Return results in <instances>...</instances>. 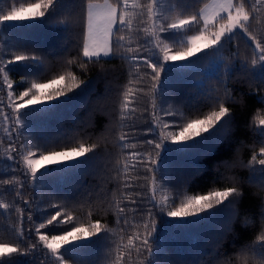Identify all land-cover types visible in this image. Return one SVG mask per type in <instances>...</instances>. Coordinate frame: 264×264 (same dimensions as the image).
Returning <instances> with one entry per match:
<instances>
[{"label":"trees","instance_id":"trees-1","mask_svg":"<svg viewBox=\"0 0 264 264\" xmlns=\"http://www.w3.org/2000/svg\"><path fill=\"white\" fill-rule=\"evenodd\" d=\"M212 0H200L196 9L209 4ZM37 0H0V14H4L15 6H27ZM84 0H59L51 17L17 23L0 24V60L7 61L14 55L25 53L37 54L43 58V64L35 62H15L7 66L8 79L12 82L15 93L30 87L33 81L45 83L67 69L68 60L80 57L83 43V23L81 7ZM102 2V0H101ZM147 0H136L137 4H145ZM157 13L167 19H180L189 15L191 8L185 4L192 0H157ZM246 10H252L255 0H244ZM131 7V3H130ZM256 19L251 29L264 39V5H257L253 10ZM68 28L65 30L64 25ZM159 24V21H156ZM138 26L134 22L133 30ZM139 36L132 31L125 35L126 43L136 48V41L143 42L152 32V21H147ZM197 34V28H186L180 33H170L166 37L172 45L173 52L181 50L187 43L182 41L185 35ZM130 37V38H129ZM252 46L247 37L239 32L208 53H200L187 63H171L165 65L161 74V93L158 103L163 109L175 113V116H164L167 121L177 122L194 119L212 109L214 101L223 99L225 89L231 99L225 100L229 107L230 131L222 142L216 130L205 133L182 144L166 142L158 160V170L162 181L156 184V200L168 199L183 194H204L209 190L236 186L241 193L235 205L237 215H232L231 207L221 206L197 224L177 221L166 215L157 219V242L163 241V254L158 256L157 264H256L242 257V250L249 245L258 244L257 237L264 230V173L259 164H255L253 173L247 166L253 154L259 156V148L264 146V135L260 134V119H264V70H258L254 78L245 76L241 71L243 63L250 62ZM211 63V67H209ZM71 70L80 79L88 81L80 89H75L67 97H60L52 103L22 110L24 134L17 139L31 150L59 151L65 145L75 147L80 143L98 145L96 152L89 153L80 161L52 168L38 173L39 184L24 190L23 199L16 197L15 190L0 187V203H7L9 210L0 208V244L18 243L21 228L27 233L31 230L33 242L38 239L35 228L55 215L56 211H67L76 220V225L69 224L66 219L57 217L53 225L41 229L43 235H63L64 230L71 231L73 226L88 223L90 219H99L103 226L112 229L107 239L92 237L87 241L62 248L67 264H113L115 245L124 234L119 231L115 204H128L136 198L137 193L151 196V180L144 179L143 166L137 169L123 168V156L132 151H143L144 140L154 139L149 134L142 135L151 122V109L145 112V106L151 103V94L136 92L144 88L147 93L148 79L136 81L129 75L130 65L118 58L101 61L100 64H88L87 68L79 67V60L71 66ZM134 71V70H133ZM143 72V69H141ZM132 81L129 85V81ZM129 88L136 97L129 102L127 109L135 108L134 116L120 115L122 93ZM0 100L7 105V88L3 74H0ZM19 103V101H16ZM125 109V113H127ZM10 112V108H5ZM131 129L136 135L129 140V147L121 149L117 137ZM8 123L0 115V175H14L23 181L19 171L10 170L12 163L7 160ZM168 131H178L169 128ZM157 135L159 129L157 128ZM135 145V147H131ZM26 154V153H25ZM132 164L134 161L129 160ZM119 171V175L117 174ZM128 182L132 188L125 191ZM163 185V186H161ZM31 203L27 206L33 214V222L27 221V211L23 213L17 208H25L23 200ZM179 200H177V204ZM56 205L57 207H53ZM145 202L141 207L147 208ZM130 207H134L130 205ZM191 219V218H189ZM129 220L140 224L133 231H143L142 217L131 212ZM126 236L124 242L126 243ZM143 257H137L135 251L131 255V264H139ZM4 264H59L55 256L42 246L30 250L28 255L13 254L0 258Z\"/></svg>","mask_w":264,"mask_h":264},{"label":"snow or ice","instance_id":"snow-or-ice-1","mask_svg":"<svg viewBox=\"0 0 264 264\" xmlns=\"http://www.w3.org/2000/svg\"><path fill=\"white\" fill-rule=\"evenodd\" d=\"M180 2L181 0H176L177 5ZM199 2L200 0H192V3L185 4L186 8L192 9L189 15L169 20L163 14L157 13V0H147L145 4H137L136 0H102V2L101 0H84L81 7L83 43L80 57L68 60L66 62L68 70L63 74L56 75L45 83L33 81L30 87H26L19 93H15L13 84L8 79L7 66L24 61L43 64V58L37 54L21 53L7 61L0 60V74H3L8 101L5 105L4 101L0 100V115L9 125L5 129L8 133L6 158L12 162L9 165L10 170L19 171L24 178L23 181H20L14 175H0V187L15 190L16 197L21 199H23L24 190L29 186V183L32 186L39 184L38 173L41 169L87 157L89 153L94 154L98 148V145L95 144L80 143L75 147L65 145L59 151L46 149L33 151L23 142L17 144V139H22L26 133L21 115L23 109L31 105L54 101L60 97H67L75 89H80L85 85L88 81L80 79L71 70L76 59L79 60V67L85 69L90 63L100 64L101 61L118 58L129 63V75L133 76L136 81H143L145 77L148 79L147 93L144 88L136 89V92L144 95L151 94V103L145 106V112H148L149 108L151 109L149 113L151 122L142 135L151 134L154 139L144 140L143 151H132L130 155L123 156L122 166L125 170L143 166L144 179L151 180V196L146 197L137 193L136 198L130 200L128 204H115L117 224L120 225L119 231L124 235L121 236L120 242L112 241L116 253L113 264H131L133 251L137 257H143L139 260V264H157L156 258L163 254V241L158 243L155 235L158 228L157 219L160 220L161 215L191 224H197L202 219L214 215L215 211L222 210L221 206L231 207L232 215H237L235 205L241 193L236 186L216 188L204 194L178 193L168 199L156 200V184L158 181H162L158 170V160L163 145L166 142L182 144L194 141L213 130H216V135L219 137L216 142H222L230 131L229 118L231 117L230 109L224 102L231 99L226 88L224 98L215 100V106L206 114L180 122L165 120L164 116H175V113L163 109L158 103L159 97L162 96L161 74L165 65L169 62L189 61L193 57H198L200 53H208L218 48L225 37L231 39L239 32L248 38L252 46V58L250 62L241 65V71L245 76L254 78V74L258 70H264V39L258 38L251 29V24L256 19L253 10H256L257 5H264V0H255L252 10H246L244 0H213L212 4H205L197 10L196 5ZM58 3L59 0H37L36 3H30L27 6L23 4L19 8L13 6L6 13L0 14V24L51 17ZM157 20L159 21L158 25L156 24ZM147 21H152L151 35L143 42L138 39L137 46L133 49L130 43H126L125 35L135 31L139 36L141 28L147 32L148 29L144 26ZM134 22H138V26L133 30ZM193 26L197 28V34L188 36L187 45L183 46L181 50L173 52L172 45L166 39L168 34H178L181 30L190 29ZM64 28L67 30L68 25L65 24ZM209 67H211V63ZM131 83L130 80L129 85ZM135 99L136 97L129 88L123 91L121 116L127 118V116L135 115V108L127 109L128 103L135 102ZM261 100L264 101V97H261ZM5 108H10L11 111L6 112ZM125 109H127V113H125ZM259 124L260 134L264 135V119H260ZM133 128H135V124L130 126L129 131H124L117 137L118 145L122 150L130 146V138L136 135L131 131ZM157 128L159 129L158 135L156 134ZM169 128H178V131H168ZM131 147L134 148L135 145H131ZM259 156L260 158L257 159V155L254 153L247 165L253 173L256 171L255 164L257 163L260 166V171L264 173V146L259 148ZM129 160L134 163L130 164ZM117 174L119 175V171ZM132 187V184L125 182V191ZM177 200H179L178 204ZM145 202L149 206L142 208L141 206ZM23 203L25 208L16 209L22 214L21 223H23L25 211L28 213L27 221L32 223L33 214L27 207L31 202L24 199ZM130 205L134 207H130ZM10 207L7 203H0V208L4 210H9ZM53 207L57 206L53 205ZM130 212L133 219L136 215L142 217L143 231L137 230L131 234L128 233V229H137L141 226L130 222ZM91 215L92 213L89 212L86 227L83 224L73 226L71 231L65 229L63 235L40 234L41 229H45L46 225H53V222L57 221V217L63 216L69 224L76 225V220L69 212L58 210L55 215L46 220V223L41 222L35 228L38 239L34 242L31 230L26 233L21 228L16 245L0 244V258L11 257L13 254L28 255L30 250L34 251L42 246L55 256L59 264H67L61 252L62 246L92 237L102 236L103 239H107L112 233V229L103 226L99 219H90ZM60 223L57 221V226H60ZM125 236L126 243L124 242ZM257 240L258 244L249 245L245 250H242V257L246 262L251 259L256 264H264V230L260 232ZM0 264H4V261L0 260Z\"/></svg>","mask_w":264,"mask_h":264},{"label":"rangeland","instance_id":"rangeland-1","mask_svg":"<svg viewBox=\"0 0 264 264\" xmlns=\"http://www.w3.org/2000/svg\"><path fill=\"white\" fill-rule=\"evenodd\" d=\"M212 2H213V0L209 3V5L212 4ZM29 21H30V20H29ZM17 22H23V21H15V22H7V23H17ZM195 35H196V34H195ZM188 36H191V35H185V36L182 38V41L187 43V38H188ZM193 58H194V57H193ZM187 62H188V61H182V62H179V63L185 64V63H187ZM50 103H52V101H50V102H45V103H42V104L31 105V106H28L27 108L41 107V106L48 105V104H50ZM83 158H84V157H81V158L78 159V160H75V161H68V162H64V163H62V164H54V165H50V166H48V167L45 168V169H41L40 171H46V170H50V169L55 168V167H58V166H62V165H67V164L75 163V162H77V161H80V160L83 159ZM89 239H90V238H89ZM89 239H87V240H89ZM87 240H83V241H87ZM79 242H82V241H75V242H72V243H70V244H68V245H66V246H62V248H66V247L73 246V245H75V244H77V243H79ZM62 248H61V249H62Z\"/></svg>","mask_w":264,"mask_h":264}]
</instances>
